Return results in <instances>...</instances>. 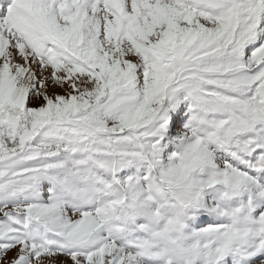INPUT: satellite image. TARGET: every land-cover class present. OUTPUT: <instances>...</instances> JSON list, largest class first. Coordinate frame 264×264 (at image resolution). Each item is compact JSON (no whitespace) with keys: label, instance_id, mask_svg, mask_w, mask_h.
I'll return each instance as SVG.
<instances>
[{"label":"snow or ice","instance_id":"6c2138e0","mask_svg":"<svg viewBox=\"0 0 264 264\" xmlns=\"http://www.w3.org/2000/svg\"><path fill=\"white\" fill-rule=\"evenodd\" d=\"M178 233L264 264V0H0V264H163Z\"/></svg>","mask_w":264,"mask_h":264},{"label":"clouds","instance_id":"9594fccd","mask_svg":"<svg viewBox=\"0 0 264 264\" xmlns=\"http://www.w3.org/2000/svg\"><path fill=\"white\" fill-rule=\"evenodd\" d=\"M160 257L163 264H188L192 252L189 247L183 245L182 235L178 233L161 248Z\"/></svg>","mask_w":264,"mask_h":264},{"label":"rangeland","instance_id":"374dc122","mask_svg":"<svg viewBox=\"0 0 264 264\" xmlns=\"http://www.w3.org/2000/svg\"><path fill=\"white\" fill-rule=\"evenodd\" d=\"M217 196H218V193H215V192H209V193L206 194L205 199H208L209 197H212V199L214 200ZM258 213H259V212H258ZM258 213H257V214H258ZM188 227L191 228L192 226L189 224ZM202 227H207V224L204 225V226H202Z\"/></svg>","mask_w":264,"mask_h":264},{"label":"bare ground","instance_id":"6f19581e","mask_svg":"<svg viewBox=\"0 0 264 264\" xmlns=\"http://www.w3.org/2000/svg\"><path fill=\"white\" fill-rule=\"evenodd\" d=\"M229 259H231V258H229Z\"/></svg>","mask_w":264,"mask_h":264}]
</instances>
